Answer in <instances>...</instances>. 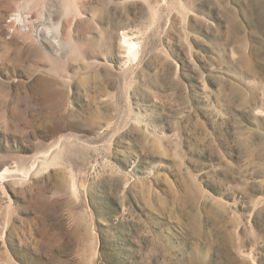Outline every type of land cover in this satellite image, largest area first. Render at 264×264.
Instances as JSON below:
<instances>
[{
	"label": "rangeland",
	"instance_id": "rangeland-1",
	"mask_svg": "<svg viewBox=\"0 0 264 264\" xmlns=\"http://www.w3.org/2000/svg\"><path fill=\"white\" fill-rule=\"evenodd\" d=\"M36 2L0 17V264H264V0Z\"/></svg>",
	"mask_w": 264,
	"mask_h": 264
},
{
	"label": "bare ground",
	"instance_id": "bare-ground-1",
	"mask_svg": "<svg viewBox=\"0 0 264 264\" xmlns=\"http://www.w3.org/2000/svg\"><path fill=\"white\" fill-rule=\"evenodd\" d=\"M36 1L37 2L35 5V8L37 6L36 10H38V8H39V10L36 11L37 13L35 11H34V14H33V12H31V13L33 14V17L36 14L38 17H44L47 14V11H46L48 9L47 5L52 4V2H54L55 0H36ZM23 2H22V5H23ZM12 3H13V1H12ZM56 4H57V2H56ZM26 5H29V4H26ZM26 5H25V7H26ZM15 7H14V5H11L10 0H0V17H2V20L10 18L11 19L10 22H12V24H13V25L8 26V30H7L8 32H10L11 29L15 30L16 28L22 30L23 28H25L26 22L28 23L27 19H29L28 18L29 16L21 14V12H19L18 8L17 7L15 8ZM46 7H47V9H46ZM66 10H67V8H66ZM22 13H24V12H22ZM30 18H31V16H30ZM126 30H127V28L124 27L122 29V31L119 34H117L118 39H120V41L117 43V47H118L117 50H119V52H120L119 56L121 58V61H125V62L134 60L138 54L137 42H136V40L132 39V37H129V34ZM6 174L7 173H5V172L4 173L1 172L0 173V180H2L6 176Z\"/></svg>",
	"mask_w": 264,
	"mask_h": 264
}]
</instances>
